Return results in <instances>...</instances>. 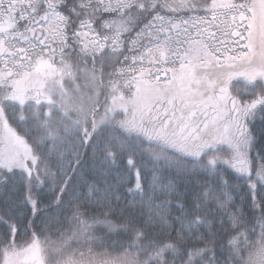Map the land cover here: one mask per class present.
I'll return each instance as SVG.
<instances>
[{
    "label": "snow or ice",
    "instance_id": "1",
    "mask_svg": "<svg viewBox=\"0 0 264 264\" xmlns=\"http://www.w3.org/2000/svg\"><path fill=\"white\" fill-rule=\"evenodd\" d=\"M0 226V264H264V0H0Z\"/></svg>",
    "mask_w": 264,
    "mask_h": 264
},
{
    "label": "trees",
    "instance_id": "2",
    "mask_svg": "<svg viewBox=\"0 0 264 264\" xmlns=\"http://www.w3.org/2000/svg\"><path fill=\"white\" fill-rule=\"evenodd\" d=\"M101 100H103V96H101ZM101 111H103V109H101ZM256 128H257V131H259L260 125L257 124ZM212 155H213V153H209L208 156L205 157V160L209 159ZM127 159H128V157L125 156L123 161L118 160L116 162V167H120L123 169L124 165L127 162ZM124 180H125V183H124L123 188L121 190V194L124 197L125 201H132L133 198L127 194V189H129V188L135 189V185H136L135 169H133L131 171V173H128L126 170H124ZM137 199H139V198L137 197ZM3 231H5V229L3 228V226H0V233H3ZM25 239H27V237H24V236H20L18 238L19 242H23V240H25ZM53 239H55V237H53ZM113 239H115V237H113ZM72 249H77L76 258H79V251H84L85 254L87 255V246L80 249V248H78V246L76 244H73L70 248L66 249L65 256L70 255L72 253ZM93 251L94 252H100L102 250L98 249V248H93ZM55 259H60V257H55Z\"/></svg>",
    "mask_w": 264,
    "mask_h": 264
}]
</instances>
